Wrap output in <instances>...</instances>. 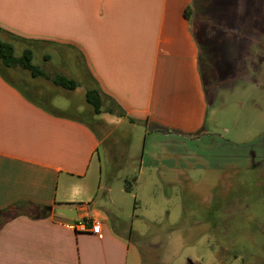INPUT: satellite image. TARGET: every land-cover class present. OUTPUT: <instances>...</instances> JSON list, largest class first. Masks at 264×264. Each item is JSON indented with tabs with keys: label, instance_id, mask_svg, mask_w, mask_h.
Wrapping results in <instances>:
<instances>
[{
	"label": "crops",
	"instance_id": "1",
	"mask_svg": "<svg viewBox=\"0 0 264 264\" xmlns=\"http://www.w3.org/2000/svg\"><path fill=\"white\" fill-rule=\"evenodd\" d=\"M220 1L0 0V29L79 53L89 89L106 96L103 112H120L148 138L197 139L217 93L208 91L220 80L217 69L234 67L235 50L209 39L225 32L208 25ZM102 143L86 123L52 112L0 71V264H173L157 258L158 246L144 247V258L132 243L131 215L115 213L121 207L113 183L123 177L96 162ZM57 208L78 216L68 219ZM79 220L101 221L102 236L74 231ZM213 241L175 264H249L244 251L224 247L216 234Z\"/></svg>",
	"mask_w": 264,
	"mask_h": 264
},
{
	"label": "rangeland",
	"instance_id": "2",
	"mask_svg": "<svg viewBox=\"0 0 264 264\" xmlns=\"http://www.w3.org/2000/svg\"><path fill=\"white\" fill-rule=\"evenodd\" d=\"M212 7L216 20L208 25L225 32L209 39L222 41L214 44L217 48L235 50L234 67L228 63L217 69L220 80L208 87L217 93L197 139L148 138L145 127L123 122L120 112L95 114L85 98L93 82L80 54L70 48L15 41L16 55L30 48L33 63L49 79L1 63L0 71L33 100L83 121L98 134L103 143L96 162L104 172L110 165L123 177L113 183L121 207L115 213L131 215L133 244L156 245L157 258L175 264L179 257L206 252L216 234L224 247L244 251L249 264H264V0H221ZM249 52L255 55L250 61ZM61 74L77 81V89L56 86L53 79ZM204 74L210 81L207 69ZM141 163L156 166L143 164L140 174ZM121 187L132 190L122 197ZM143 253L147 258L145 248Z\"/></svg>",
	"mask_w": 264,
	"mask_h": 264
},
{
	"label": "trees",
	"instance_id": "3",
	"mask_svg": "<svg viewBox=\"0 0 264 264\" xmlns=\"http://www.w3.org/2000/svg\"><path fill=\"white\" fill-rule=\"evenodd\" d=\"M0 35L11 38L8 41H4L0 38V63L3 65V67L7 69H15L20 67L28 71L33 78L49 79L47 73L42 70L41 67L33 63L34 54L30 48L25 49L21 55H16V48L13 42L25 40L2 29H0ZM53 83L58 87L70 91H73L78 87V84L74 80H70L62 75L55 76ZM86 101L95 114L99 115L105 113L103 112V108L105 106L106 96H104V94H102V92L99 90H88L86 92Z\"/></svg>",
	"mask_w": 264,
	"mask_h": 264
},
{
	"label": "built area",
	"instance_id": "4",
	"mask_svg": "<svg viewBox=\"0 0 264 264\" xmlns=\"http://www.w3.org/2000/svg\"><path fill=\"white\" fill-rule=\"evenodd\" d=\"M76 232H92L98 236H102V223L99 220H79L70 226Z\"/></svg>",
	"mask_w": 264,
	"mask_h": 264
},
{
	"label": "water",
	"instance_id": "5",
	"mask_svg": "<svg viewBox=\"0 0 264 264\" xmlns=\"http://www.w3.org/2000/svg\"><path fill=\"white\" fill-rule=\"evenodd\" d=\"M55 212L62 216H65L68 219H76L78 216V211L75 209L70 210V209H64V208H57Z\"/></svg>",
	"mask_w": 264,
	"mask_h": 264
}]
</instances>
